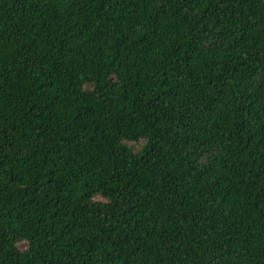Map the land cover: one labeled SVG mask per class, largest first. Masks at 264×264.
Segmentation results:
<instances>
[{
	"label": "trees",
	"instance_id": "1",
	"mask_svg": "<svg viewBox=\"0 0 264 264\" xmlns=\"http://www.w3.org/2000/svg\"><path fill=\"white\" fill-rule=\"evenodd\" d=\"M0 264H264V0H0Z\"/></svg>",
	"mask_w": 264,
	"mask_h": 264
}]
</instances>
